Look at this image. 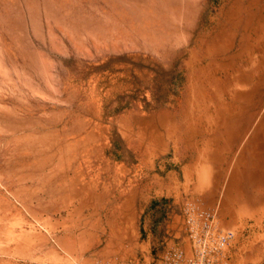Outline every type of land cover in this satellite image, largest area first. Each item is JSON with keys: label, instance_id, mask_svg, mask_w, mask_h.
Instances as JSON below:
<instances>
[{"label": "rangeland", "instance_id": "1", "mask_svg": "<svg viewBox=\"0 0 264 264\" xmlns=\"http://www.w3.org/2000/svg\"><path fill=\"white\" fill-rule=\"evenodd\" d=\"M256 79L264 0H0V264L145 259L189 199L234 229L230 264H264V199L221 212L264 194L239 161L264 93L234 143L221 112Z\"/></svg>", "mask_w": 264, "mask_h": 264}, {"label": "built area", "instance_id": "2", "mask_svg": "<svg viewBox=\"0 0 264 264\" xmlns=\"http://www.w3.org/2000/svg\"><path fill=\"white\" fill-rule=\"evenodd\" d=\"M180 215V231L167 232L162 247L145 259L97 257L70 264H230L235 232L220 221L217 204L207 206L189 199L180 206Z\"/></svg>", "mask_w": 264, "mask_h": 264}, {"label": "crops", "instance_id": "3", "mask_svg": "<svg viewBox=\"0 0 264 264\" xmlns=\"http://www.w3.org/2000/svg\"><path fill=\"white\" fill-rule=\"evenodd\" d=\"M256 81L257 83L251 86L249 91H246V90L239 91L237 92V94L233 92L231 94L232 96L231 102L229 101V98H228L225 107L221 109V112H224L223 113L224 116H222V118L224 121L223 125L226 128V136L224 137V141L228 143L230 142L234 143L235 139L236 138L238 139V137L242 135V132H244L247 129L250 123L251 116L253 114L251 112L250 105H247L246 101H244L245 99L239 95H243V96L248 95L250 97H255V96L261 97L262 94L264 93V79H256ZM253 90H255V92L251 94ZM203 95L213 96L217 94L213 92H204ZM235 99L240 100L238 106L237 104H235ZM232 100H234V102ZM254 131H255L254 138L252 140L248 138L244 142L243 144L244 149L239 154V161L243 164L245 163L249 164L248 173L246 171L244 172L246 176L248 174H253L254 176L256 175L263 179L264 178V112L260 114ZM244 167L246 169L247 165H245ZM238 175H239V172L237 171L235 176H238ZM250 179H253V178H250ZM250 179H249V182L252 183V180ZM239 183L241 186H245L246 179L244 181L240 180ZM232 185L233 184H231L230 186ZM231 188L232 187H228V190H226V192L224 193L222 197V201H221V212L226 221L235 220L236 213L238 210L237 208L238 205L236 203H242V206H243L244 203L250 205L252 204L253 201H255V203H258V200L261 197L264 199V194L260 195L258 193H255L254 195L252 194L250 195L246 191L245 192L241 191L243 189H240V191H235V190H232Z\"/></svg>", "mask_w": 264, "mask_h": 264}, {"label": "bare ground", "instance_id": "4", "mask_svg": "<svg viewBox=\"0 0 264 264\" xmlns=\"http://www.w3.org/2000/svg\"><path fill=\"white\" fill-rule=\"evenodd\" d=\"M253 47V46H252ZM261 59V58H260ZM256 87V86H255ZM253 92H255V90H253L252 92H251V94L253 93Z\"/></svg>", "mask_w": 264, "mask_h": 264}]
</instances>
